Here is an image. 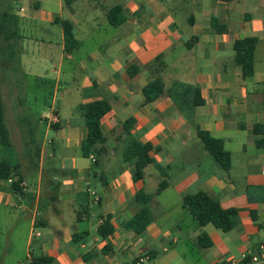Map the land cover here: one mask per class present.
Wrapping results in <instances>:
<instances>
[{"label":"crops","instance_id":"1","mask_svg":"<svg viewBox=\"0 0 264 264\" xmlns=\"http://www.w3.org/2000/svg\"><path fill=\"white\" fill-rule=\"evenodd\" d=\"M42 1L29 0L27 14H20L23 7L15 11L19 33L24 20L57 24L60 59L69 60L65 78L79 82V92L65 118L53 103L47 105L48 116H41L44 133L53 129L57 140H41L36 166L22 168L27 187L21 197L0 181V204L30 214L27 244L34 254L28 255L29 264L37 255L50 256L51 264H129L142 254L149 257L143 264H229L230 258L242 264V253H257L264 246V0H176L167 5L159 0H54L53 9ZM111 7L124 16L112 32L106 27ZM20 17L26 19L20 22ZM55 18L70 21L79 41L67 55ZM212 21L225 29L216 30ZM246 37L257 39L248 78L233 48L235 40ZM88 39L94 43L86 49ZM156 58L164 88L174 83L198 87L203 103L193 108L191 119L168 96L144 99L141 90L152 76L148 64ZM129 64L138 68L133 76L127 74ZM59 85L57 73L52 102L71 94ZM99 99L110 105L100 121L107 151L94 160L81 154V105ZM130 118L135 138L157 148L150 151L153 162L138 181L132 180V164L121 158L127 134L123 123ZM196 126L222 141L230 153L228 170L204 148ZM47 146L51 151L44 155ZM57 147L60 158L55 157ZM77 148L79 156L71 154ZM162 180L166 185L156 194ZM140 189L152 196L147 204L151 221L135 233L123 222L140 208L135 199ZM196 191L236 210L231 230L199 226L192 219L182 198ZM106 217L114 231L102 238L96 231ZM200 232L211 241L206 248L195 244ZM253 264H264V259Z\"/></svg>","mask_w":264,"mask_h":264},{"label":"trees","instance_id":"2","mask_svg":"<svg viewBox=\"0 0 264 264\" xmlns=\"http://www.w3.org/2000/svg\"><path fill=\"white\" fill-rule=\"evenodd\" d=\"M69 4L72 0H64ZM230 1V0H222ZM107 22L110 26H117L123 22L124 16L116 7L107 10ZM55 22L61 26L63 34V51L67 55L79 46V41L75 38L72 23L66 19L55 18ZM216 30H224L225 27L212 21ZM0 38L4 45L0 52L8 60H14L18 54L19 41L22 36L19 33V17L14 11V0H0ZM257 39L255 37H246L237 39L233 43L235 50L234 60L241 66L242 76L248 78L253 73L254 50ZM156 58L148 64L152 72L151 78L143 86L141 92L146 101H152L160 96H168L174 104L181 110L187 119L192 118V110L195 106L203 103L198 87L184 83H174L169 88H164L161 79L157 76L159 69L156 66ZM127 74L133 76L138 72V68L129 64L126 68ZM110 110V105L105 99L93 100L81 105V111L85 124V135L81 142V154L83 157L94 156V160L107 151L105 137L101 131L100 121L102 117ZM133 119H127L124 123V129L127 131L124 140L121 158L124 162H129L133 166L132 180L138 181L143 177L145 166L153 162L150 151L157 150L156 147L148 142L142 143L130 132ZM30 142L34 145L35 160L30 159L31 166H36L40 144L36 139V132L31 121H26ZM197 136L203 143L204 148L209 152L212 158L224 170L230 168V153L224 149L222 141L209 135L207 131L199 129L196 126ZM0 145L9 147L11 145L9 131L4 119V105L0 92ZM14 178L9 184L8 190L15 194H23L19 187V182L24 180L22 166L19 161L12 162L8 158H0V181L7 178ZM166 185L161 181L155 191L158 194ZM140 208L133 216L123 222L126 229L133 230L135 233L142 232L151 221L150 210L147 206L152 199L151 195L138 190L135 195ZM182 207L192 216V219L199 225L204 226L207 223L213 224L216 228L227 232L234 226L236 219V210L234 208H222L216 198L205 191H196L186 194L182 198ZM114 227L106 217L97 227V234L102 238L110 236ZM77 234H73L72 239L77 242ZM196 246L206 248L211 244L209 237L204 232L197 236ZM52 258L46 255H37L31 257L32 264H51Z\"/></svg>","mask_w":264,"mask_h":264},{"label":"rangeland","instance_id":"3","mask_svg":"<svg viewBox=\"0 0 264 264\" xmlns=\"http://www.w3.org/2000/svg\"><path fill=\"white\" fill-rule=\"evenodd\" d=\"M159 1L165 5L176 2V0ZM42 5L53 9L55 2L43 0ZM19 7H23L20 14H27L30 11L29 0H14V11L18 12ZM144 8L147 11L151 9L147 3ZM183 12L184 9L177 12V17H181ZM24 19L26 18L20 17V22ZM106 27L109 31H113V27L108 25ZM20 33L22 38L14 60H8L0 52V92L11 143L9 147L0 145V158H8L12 162L19 161L22 168L27 169L31 167L30 159L35 160L36 157H34V145L30 142L26 121H31L40 145L41 140L46 141L51 137L57 140L53 129L50 128L44 133L45 124L41 116H48L47 105L52 103L60 113V118H65L74 110L79 92V89L76 91L75 88L79 87V82L73 83L72 80L65 78L69 72L65 73L69 60L60 59L61 51L58 45L60 32L57 24L50 26L33 20L27 23L24 20V25H20ZM97 40L99 39L95 38V42ZM86 42L88 43L84 46L86 49L94 43L89 39ZM3 45L4 42L0 38V48ZM83 50L85 49L83 48L79 53ZM57 73L60 74V89H68L71 94H66L64 98L57 96L52 102L49 93L54 90L53 80ZM38 76L49 78V81ZM81 76L83 77V74L80 78ZM44 151V155H48L51 149L47 146ZM79 151V148L73 149L71 154L79 156ZM118 151L119 149L115 151V154H118ZM61 156L57 147L55 157ZM29 219V212L0 204V264H29L28 255L34 254L33 245L27 244Z\"/></svg>","mask_w":264,"mask_h":264},{"label":"built area","instance_id":"4","mask_svg":"<svg viewBox=\"0 0 264 264\" xmlns=\"http://www.w3.org/2000/svg\"><path fill=\"white\" fill-rule=\"evenodd\" d=\"M14 178H7L5 181L10 184L13 182ZM19 187L21 188V191L24 192L26 190V182L25 180H22L19 182ZM18 198L21 197V194H18ZM37 234V233H36ZM148 255L147 254H142L138 256L136 259L131 261L129 264H143L145 261L148 260ZM264 259V246L259 247V251L257 253H242L239 257V260L242 264H253L256 263L260 260ZM229 264H233L236 262L235 259L230 258L227 260Z\"/></svg>","mask_w":264,"mask_h":264}]
</instances>
